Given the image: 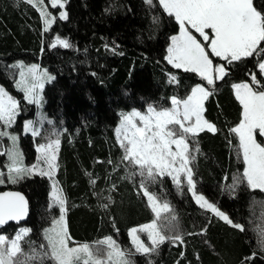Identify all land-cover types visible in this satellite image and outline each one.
I'll return each instance as SVG.
<instances>
[{
	"label": "trees",
	"instance_id": "obj_1",
	"mask_svg": "<svg viewBox=\"0 0 264 264\" xmlns=\"http://www.w3.org/2000/svg\"><path fill=\"white\" fill-rule=\"evenodd\" d=\"M253 5L264 14V0H253ZM66 10L67 19L57 16L45 31L37 7L25 0H0V84L20 103L17 132L27 163L32 164L40 139L24 135L22 127L36 110L15 87L12 66L18 61L36 63L54 75L44 91L50 119L44 132L49 128L60 136L56 180L66 199L70 244L95 245L111 236L121 249L134 253V264H264L253 215V204L264 199V193L246 181L232 188L245 165L238 154V137L231 132L242 119L233 85L251 83L252 73L264 84L257 69L262 56L227 65L229 74L216 82L204 105V117L217 131L189 137L190 149L199 148L192 162L197 191L244 230L201 208L187 185L178 188L169 176L158 177L149 183V191L170 204L172 212L165 215L176 217L165 234H180L183 243L165 241L145 256L135 253L128 231L152 222L155 214L139 189L141 178L130 177L133 170L121 159L116 129L124 114L149 106L169 108L173 97L183 99L205 82L167 62V48L179 25L157 0L153 6L144 0H66ZM57 36L71 47H51ZM173 76L178 82H172ZM10 188L24 193L30 205L24 223L30 232L23 249H40L45 228L60 214L50 204L49 180L35 175ZM15 227L3 231L13 235ZM43 264L53 262L45 259Z\"/></svg>",
	"mask_w": 264,
	"mask_h": 264
},
{
	"label": "snow or ice",
	"instance_id": "obj_2",
	"mask_svg": "<svg viewBox=\"0 0 264 264\" xmlns=\"http://www.w3.org/2000/svg\"><path fill=\"white\" fill-rule=\"evenodd\" d=\"M25 2L38 7L44 19V30L48 31L56 17L42 7L44 0ZM147 2L151 4L152 0ZM50 3L53 8L63 9L66 0H50ZM159 5L180 26L179 35L171 37V46L167 50L168 63L184 72L195 73L206 85H196L184 99L173 97L171 108L158 110L149 106L146 114L140 111L124 114L116 129L119 147L123 149L121 159L133 170L130 177L138 175L141 178L139 189L156 217L152 223L139 229L133 228L130 232L135 253L145 256L155 252L165 241L183 243L182 235L165 234V228L171 227L176 220L175 215L165 216L163 219L167 223H160L162 213L172 212L170 204L161 202L156 193L149 191V183H155L158 177L165 175L178 188H182L186 180L192 197L201 208L215 214L233 228L244 230L243 225L234 223L202 194H198L190 165L199 148L190 151L189 137L194 138L202 131H217L215 125L204 118V105L213 95L216 82L229 74L227 65L254 55L264 56V14L254 7L253 0H159ZM59 19L66 20L67 12H61ZM192 30L202 39H198ZM58 45L71 47L68 40L59 36L51 47ZM213 57L226 64H214ZM258 69L264 75V62L258 64ZM51 79L54 77L32 65L26 72H20L17 86L25 93L29 103H36L39 99L38 90L43 89L45 80ZM172 82H178L175 76L172 77ZM233 87L236 99L242 106V119L231 132L238 137L239 153L245 169L242 176L234 179L232 188L235 189L239 183L246 181L253 190L264 192V144L258 143L256 139L257 134L264 137V84L256 73H252L251 83H239ZM18 112V102L0 87V124L10 127ZM26 127L34 136L39 135L31 122ZM5 136L12 141V147L0 151V155H5L9 161L6 166L7 176L0 171V184L5 183V178L11 183H17L34 172L47 175L50 179L53 177L58 168L59 139L38 147L40 157L37 164L27 167L16 146L17 137L0 130V138ZM41 164L46 165V168L41 167ZM53 189V207H58L61 215L45 233L47 250L24 252L21 241L28 235V229L22 230L11 240L0 235V264H29L36 260L43 264L45 259L51 260L53 264H134L131 259L134 253L121 249L111 236L97 241L95 245L83 243L69 246L73 242L65 221L66 199L56 183ZM26 214L27 201L23 195L18 192L0 194V225L9 220L19 221ZM140 232L147 234L150 245L140 239ZM44 247L41 245L42 249ZM101 253L104 255L101 256ZM18 256L22 259L18 260Z\"/></svg>",
	"mask_w": 264,
	"mask_h": 264
},
{
	"label": "rangeland",
	"instance_id": "obj_3",
	"mask_svg": "<svg viewBox=\"0 0 264 264\" xmlns=\"http://www.w3.org/2000/svg\"><path fill=\"white\" fill-rule=\"evenodd\" d=\"M147 4H149L150 6H153L154 5V1L155 0H152V3L150 4V3H148L147 2V0H144ZM158 2H159V0H157ZM42 7L43 8H45L49 13H51L53 16H55V17H59L60 16V13L61 12H64V11H66L67 12V10H66V3H65V7L63 8V9H61V8H59V7H57V8H53V7H51V3H50V0H44V4L42 5ZM38 8V7H37ZM39 10V9H38ZM43 18V17H42ZM56 20V19H55ZM43 22H44V19H43ZM55 22V21H54ZM178 23V22H177ZM52 25H53V23L49 26V30H50V28L52 27ZM179 25V24H178ZM192 32H193V34L194 35H196L197 36V38L198 39H202V38H200L199 37V34L198 33H195V31L194 30H192ZM179 33H180V26H179V31H178V33H176V34H174L173 36H177V35H179ZM172 36V37H173ZM171 46V39H170V44H169V46H168V48ZM168 48H167V50H168ZM167 55H168V52L166 53V60H167ZM215 58V57H214ZM217 59H219V58H217ZM167 62H168V60H167ZM213 62H214V60H213ZM260 62H264V56H262L261 57V60L259 61V63ZM258 63V64H259ZM214 64H226V62L225 61H223V60H220L219 59V62H214ZM20 65H23L24 67L23 68H21V67H19ZM32 65H36V66H38V68L43 72V71H46L47 72V74L48 75H50L51 77H54V75L53 74H51L49 71H47L46 69H42L38 64H36V63H30V64H26V63H24L23 61H18V62H16L12 67L14 68L13 69V73H12V76H13V78H14V82H15V87L21 92V93H23V97H24V99H25V102H27V103H29L28 102V100L26 99V97H25V93L22 91V90H20V88L17 86L18 85V82H19V80H20V72L21 71H24V72H26L27 71V69L28 68H30ZM171 65V64H170ZM257 69H258V67H257ZM182 70V69H181ZM258 71H259V69H258ZM199 77V76H198ZM200 78V77H199ZM53 79H51V80H45V82H44V87H43V89L42 90H38V94H39V99H38V102H36V103H32L34 106H35V110H36V113H35V117L34 118H26V120L24 121V124H23V127H22V132H23V134L24 135H27V134H31V135H33L32 134V132L31 131H29L28 129H27V127H26V125L29 123V122H31L33 125H34V127L36 128V130L39 132V135H36V136H32L34 139H40V142L36 145V152H37V157H36V159H35V161H33L32 162V164L30 163V164H28L27 163V160H26V157H25V155H24V152H23V150H22V147H21V143H20V136H19V134H18V132H17V122H18V117H19V115H21L22 114V110H21V106H20V103H19V101L17 100V98H15V96H13L9 91H7V89L3 86V85H1L0 84V87H2L9 95H11L17 102H18V104H19V112H18V115L16 116V118H15V121H14V123L10 126V127H6V126H3L2 124H0V130H3V131H6V132H8V133H10L11 135H14V136H16L17 137V148H18V150H19V152L22 154V159H23V164L25 165V166H27V167H31V166H33V165H36L37 164V162H38V160H39V157H40V153L37 151V149H38V147H40L41 145H45V144H47V143H49V142H51V141H53V140H56V139H59L60 140V136H59V134H58V132L56 131V130H49V128H47V130H46V132H44V129H45V127H44V125L48 122V123H50V119L48 118V116H47V114H46V111H45V96H44V91H45V88H46V86H47V84L48 83H50L51 81H52ZM218 81H221V80H218ZM217 81V82H218ZM205 82V81H204ZM240 83H250V82H247V81H245V82H240ZM236 84H239V83H236ZM203 85H206V82H205V84H203ZM235 85V84H234ZM195 87V86H194ZM193 87V88H194ZM233 89H234V87H233ZM191 93V92H190ZM190 93L188 94V95H190ZM234 93H235V90H234ZM187 97V96H186ZM185 97V98H186ZM184 99V98H183ZM172 107V105H170V107L169 108H171ZM148 109V108H147ZM159 110V109H158ZM133 111H138V110H132L131 112H133ZM131 112H128V113H131ZM141 112V111H140ZM146 112H147V110L146 111H142L141 113H145L146 114ZM203 115H204V113H203ZM205 118V117H204ZM206 119V118H205ZM120 123H121V121H120ZM120 123H119V125H120ZM119 125H118V127H119ZM117 127V128H118ZM256 139H257V142L258 143H261V144H264V137H261V136H259L258 134H257V136H256ZM12 147V141L10 140V139H8V137L7 136H5V137H2V138H0V151H6L7 149H10ZM59 148H60V146H59ZM190 151H191V149H190ZM58 154H59V149H58V152H57V159H58ZM238 154H239V157H240V159L242 160V156L240 155V153H239V148H238ZM9 163V161H8V159H7V157L5 156V155H0V171H3V172H5V177L7 176V164ZM41 167H44V168H46V165H43V164H41ZM190 167H192V163H191V165H190ZM35 175H41V174H39L38 172H34L33 174H31V175H26L23 179H21V180H24V179H26V178H30V177H33V176H35ZM42 176H45V177H47L48 178V180H49V184H50V200H51V202H50V204H51V206H53V201H52V193H53V185H54V183H56V185H57V187L60 189V187H59V184L57 183V180H56V171H55V173H54V175H53V177L50 179L47 175H42ZM165 176H167V175H165ZM237 177H239V176H236L235 178H237ZM183 179V178H182ZM21 180H19L17 183H11L9 180H7V178H5V183H3V184H0V188L2 189L3 187H8V188H6V189H11L10 187H15V185H18V183L21 181ZM241 183H239L238 185H240ZM184 185H187L186 184V180L184 181V184H183V186ZM237 185V186H238ZM236 186V187H237ZM0 189V190H1ZM252 189V188H251ZM4 190V189H3ZM16 190H18V189H16ZM61 190V189H60ZM256 190H259V189H256ZM260 191V190H259ZM198 192V191H197ZM262 192V191H261ZM62 193V192H61ZM262 193H264V192H262ZM198 194H201V193H199L198 192ZM204 196V195H203ZM205 197V196H204ZM206 198V197H205ZM207 199V198H206ZM195 200V199H194ZM208 200V199H207ZM263 200V201H262ZM209 202H211L210 200H208ZM163 202V201H162ZM212 203V202H211ZM215 205V204H214ZM254 210H253V215H254V217H256V221H255V229H256V231H257V234H258V239H259V243H260V246H262V247H264V199L263 198H260V199H257L256 200V202H254ZM216 206V205H215ZM217 207V206H216ZM58 208V207H57ZM221 211V210H220ZM60 212V211H59ZM155 214V213H154ZM165 214H167V213H162V216H161V221H160V223L161 224H166L167 222L166 221H164V217L165 216H167V215H165ZM226 214V213H225ZM60 215H61V213L55 218V217H53L52 219H51V221H50V224L45 228V230H44V233H43V244H44V248L42 249V248H40V249H38V247H28L29 248V250H28V248H26V249H23L24 250V252L25 253H28V252H31V251H33V250H35V251H45V250H47V241H46V239H45V233H46V231L48 230V229H50L52 226H53V222L56 220V219H59V217H60ZM227 215V214H226ZM155 219H156V217H155ZM154 219V220H155ZM153 220V221H154ZM152 221V222H153ZM152 222H150V223H152ZM147 224H149V223H147ZM146 225V224H145ZM144 225H142V226H139V227H134V228H137V229H139V228H141V227H143ZM168 228L169 227H166L165 228V233L166 232H168L169 230H168ZM24 229H28L29 230V228L27 227V226H25V224H23V225H16V227L15 228H13V235H9V233H7V232H4V231H0V235H3V236H5L8 240H11V239H14L15 238V236L17 235V234H19L22 230H24ZM133 229V228H132ZM132 229H130L129 231H128V236H129V239H130V241H131V243H132V239H131V236H130V232H131V230ZM30 232V231H29ZM29 232H28V234H29ZM28 236V235H27ZM27 236H25L24 237V239L22 240V241H24L26 238H27ZM139 236H140V239L141 240H143L144 242H145V244L146 245H148L147 243H146V241H145V238L143 239V237L145 236L146 238H147V240H148V242H149V245L151 244V241L148 239V236H147V234L146 233H143V232H140L139 233ZM22 241H21V246H22ZM79 244H83V243H74L73 245L72 244H70L69 246H75V245H79ZM133 245V244H132ZM22 248H23V246H22ZM133 248H134V246H133ZM135 250V249H134ZM127 252V251H126ZM104 255V253H101V256H103ZM17 259L19 260V259H22V257L21 256H18L17 257ZM29 264H41V262H40V260H36V261H31V262H29Z\"/></svg>",
	"mask_w": 264,
	"mask_h": 264
},
{
	"label": "water",
	"instance_id": "obj_4",
	"mask_svg": "<svg viewBox=\"0 0 264 264\" xmlns=\"http://www.w3.org/2000/svg\"><path fill=\"white\" fill-rule=\"evenodd\" d=\"M6 192H18L24 196L25 200L27 201V214L22 219H20L19 221L9 220L7 223L0 225V231H2L5 227L10 226V225H23L28 219L29 210H30L29 202H28L26 196L24 195V193H22L20 190H16V189H12V188L0 190V194L6 193Z\"/></svg>",
	"mask_w": 264,
	"mask_h": 264
},
{
	"label": "crops",
	"instance_id": "obj_5",
	"mask_svg": "<svg viewBox=\"0 0 264 264\" xmlns=\"http://www.w3.org/2000/svg\"><path fill=\"white\" fill-rule=\"evenodd\" d=\"M58 183V182H57ZM59 184V183H58ZM59 187H60V185H59ZM61 189V188H60ZM61 192H62V195L64 196V193H63V191H62V189H61ZM65 197V196H64ZM65 221H66V225H67V220H66V215H65ZM143 225H145V224H143ZM142 226V225H141ZM132 229V228H131ZM68 230V229H67Z\"/></svg>",
	"mask_w": 264,
	"mask_h": 264
}]
</instances>
